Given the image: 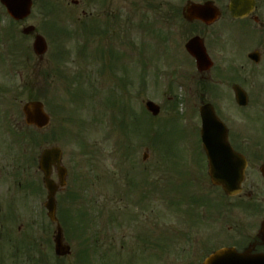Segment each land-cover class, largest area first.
I'll return each mask as SVG.
<instances>
[{
    "label": "rangeland",
    "instance_id": "rangeland-1",
    "mask_svg": "<svg viewBox=\"0 0 264 264\" xmlns=\"http://www.w3.org/2000/svg\"><path fill=\"white\" fill-rule=\"evenodd\" d=\"M132 1L139 5L132 8ZM183 2L115 1L108 13L121 17L91 23L97 33L91 39L86 22L74 21L78 13L72 9L56 19L36 9L26 22L13 23L0 6V108L9 113L0 118V152L7 134L3 127L11 126L13 141L24 145L21 151L32 166L28 175L39 174L37 160L48 144L61 146L69 170L58 217L72 253L55 256L56 226L47 215L22 217L28 224L37 221L43 264H100L97 256L104 264H201L209 251L232 243L223 239L226 232L255 234L259 228L264 79H248L253 97L245 108L227 86L202 91L184 47L195 30L181 18ZM153 6L159 10L155 14ZM29 24L48 41L42 60L32 51L34 35L22 34ZM239 73L244 78L247 72ZM37 97L52 117L43 131L23 125L21 108ZM148 99L161 106L158 116L145 111ZM202 99L216 106L232 143L250 156L240 196H226L205 175ZM7 156L1 153L0 166ZM193 236L203 244L199 253L189 241Z\"/></svg>",
    "mask_w": 264,
    "mask_h": 264
},
{
    "label": "flooded vegetation",
    "instance_id": "flooded-vegetation-1",
    "mask_svg": "<svg viewBox=\"0 0 264 264\" xmlns=\"http://www.w3.org/2000/svg\"><path fill=\"white\" fill-rule=\"evenodd\" d=\"M115 1L116 4H121L122 2V0H34V5L35 9H38L42 14V17L51 14L61 17L63 10L72 9L78 13L72 16L74 21L86 22L88 30L91 31L93 28L91 23H101L121 17L117 15L114 17L112 15L115 14L113 11L108 13V7ZM207 3H209L207 9L202 12L198 9V18L190 20L187 18V13H189V8L192 5H206ZM131 5L134 8V6L139 4L137 2L134 5L132 1ZM150 10L155 14L158 9L153 6L150 7ZM131 14L133 15V10ZM180 15L183 21L192 30H195L194 34L187 38V41L193 36H199L206 47L209 60L213 62L210 67L206 65L203 70H198L195 58L188 53L193 61L194 69L198 72V84L202 91L204 89L213 90L220 86H227L232 89L235 98V85L239 84L246 91L250 102L253 94L248 89L250 84L248 79L254 77L264 79V0H184ZM27 19L23 21L26 22ZM165 20L168 21L166 18ZM31 34H35V32ZM243 59L245 62L242 64L237 62H241ZM241 71L247 72L244 78L239 76ZM203 99L201 103L205 102ZM8 115V111L0 110V118L5 120ZM220 117L224 120L222 116ZM14 122H17L16 118ZM23 122L25 127L35 128L26 125L24 119ZM15 125L16 123L13 124V127ZM18 125L20 124L18 123ZM3 128L5 129L4 131H7V134H3L4 142L0 155L3 153V156H5L8 153V156L5 159L6 163L0 166V264H43L45 258L42 251V236H35L36 232H34V228L39 232L36 225L37 221H32L31 224H28L27 220L22 221V217L27 214L48 215L50 213L47 209L49 191L40 165L44 149L58 147L59 145H45L50 147L42 149L38 157L36 167L39 174L28 175V170H31L32 166L29 165L30 163H28L25 153L21 151V146L24 145H19L13 141L11 133H13L14 129L12 130L11 126L7 130L5 127ZM36 129L39 131L45 130L44 128ZM233 148L247 158L246 182L248 169L251 164L250 156L244 151V146H233ZM202 161L205 166V175L211 181L206 156L202 158ZM68 177L69 170L67 169V184ZM50 179L54 183L53 187L57 189L55 200L52 203H55V213L58 215L59 193L67 186L60 187L59 168L53 163V159ZM243 191L237 196L243 194ZM248 197L252 198L253 193L248 192ZM263 220L264 213L255 234H248L242 231L226 232L225 236L227 238L223 237V239L227 242H232L227 246H233L239 250L250 248L254 252H264V231L261 228ZM229 229L233 228L230 227ZM189 241L193 242L194 248L197 247L199 249L198 253L203 248V244L198 242L196 236L189 238ZM206 246L209 247L208 245ZM194 248H190V250L196 252ZM183 252L186 253V247L183 248Z\"/></svg>",
    "mask_w": 264,
    "mask_h": 264
},
{
    "label": "water",
    "instance_id": "water-1",
    "mask_svg": "<svg viewBox=\"0 0 264 264\" xmlns=\"http://www.w3.org/2000/svg\"><path fill=\"white\" fill-rule=\"evenodd\" d=\"M2 2L8 6L9 11L15 17L20 18L30 12V0H2ZM197 9H200V12H202L207 7L202 10L197 5L192 6L189 9L188 17L191 18L198 15ZM32 29L33 27H27L24 31L29 32ZM187 47L198 58L199 63L205 62L198 38L190 40ZM34 49L37 54H44L47 51V43L43 36L39 35L36 37ZM237 97L240 105H247V97L243 91L238 90ZM147 107L154 115L160 112V107L151 101L147 103ZM24 111L28 123H35L40 127L47 124L48 117L43 111L42 103H28L24 107ZM201 116L203 119L202 139L210 160L213 182L223 186L227 193L231 195L237 194L241 191V184L244 180L246 160L243 155L235 152L231 147L228 140V130L225 124L217 117L211 104L201 107ZM56 152L60 154L59 150L45 151L43 164H48L52 158L57 160L59 155ZM51 154L54 156H51ZM262 171L264 173V165ZM46 175L48 176L49 173L46 172ZM50 209L53 211L50 217L56 220L54 215L55 207L50 205ZM56 252L59 255H67L71 252V247L63 243L61 227L58 229L56 238ZM203 264H264V254H253L249 250L239 253L233 248H225L216 251Z\"/></svg>",
    "mask_w": 264,
    "mask_h": 264
},
{
    "label": "trees",
    "instance_id": "trees-1",
    "mask_svg": "<svg viewBox=\"0 0 264 264\" xmlns=\"http://www.w3.org/2000/svg\"><path fill=\"white\" fill-rule=\"evenodd\" d=\"M95 247H97V248H98V245H97V246H95ZM97 248H96V249H97ZM97 251H98V250H96V251H95V255H97ZM98 253H99V252H98ZM88 259H89V256H88ZM88 264H89V263H88Z\"/></svg>",
    "mask_w": 264,
    "mask_h": 264
}]
</instances>
